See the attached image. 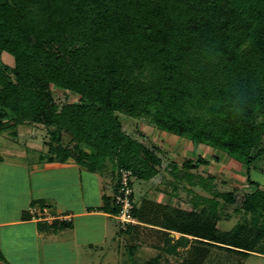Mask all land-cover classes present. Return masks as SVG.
Instances as JSON below:
<instances>
[{"label":"trees","instance_id":"16d2710c","mask_svg":"<svg viewBox=\"0 0 264 264\" xmlns=\"http://www.w3.org/2000/svg\"><path fill=\"white\" fill-rule=\"evenodd\" d=\"M53 90L76 100L58 103ZM119 115L244 166L254 191L236 205L237 189L201 177L209 161L196 156L165 169L170 196L189 194L190 211L137 198L135 182L162 171L164 152L123 132ZM22 126L45 129L41 163L72 161L110 180L107 214H118L113 196L129 173L137 224L120 235L135 241L145 226L165 237L170 256L191 246L186 264H213V249L223 263L264 257V190L250 175L264 161V0H0V135L14 141ZM228 208L240 218L226 231L218 224ZM44 211L31 202L22 219L40 221L42 232L70 227L41 223Z\"/></svg>","mask_w":264,"mask_h":264},{"label":"rangeland","instance_id":"374dc122","mask_svg":"<svg viewBox=\"0 0 264 264\" xmlns=\"http://www.w3.org/2000/svg\"><path fill=\"white\" fill-rule=\"evenodd\" d=\"M1 60L4 64L13 65V58L7 54H3ZM53 93L58 103L76 100L71 96L66 98L59 90H53ZM119 117L123 123V132L133 139L143 142L147 147H151V141L153 140L156 146L164 152L160 154L162 157V171L149 182L143 184L135 182L134 189L137 198L146 194L149 200H153L155 203L165 205L170 200L180 210L190 211L192 206L188 203L191 199L189 194L179 191L177 197L170 196L171 193L173 194L172 186L169 183L172 180L165 169H167L169 163H176L180 167L185 160L193 159L196 156L209 161V165L201 166L197 170L201 177L213 176L216 179L215 185L219 191L237 189L236 205H240L244 194H250L254 191L253 187L246 184L245 167L222 157L219 152L205 146L194 147L177 137L157 133L146 119L136 122L120 115ZM6 136L4 133L0 135V223L8 220L5 216L6 209L13 211L17 208V204L20 206L26 202V188L29 187L23 186L26 180L23 179L25 174L21 171V167L23 169H26V167L20 164L22 160L19 159L25 158L27 164H41L39 158L45 157L46 148L43 143L47 140L46 131L40 126L37 128L31 126L19 127L18 138L14 141ZM85 150L88 151V149ZM108 167L110 168V165ZM250 175L254 181L258 182L259 188L264 190V161L258 162L257 167L252 169ZM81 176L87 181L93 178L85 169H82ZM104 182L106 181L104 180ZM104 185L101 182L99 187L93 189L95 193L93 192L87 202L95 205L96 198L99 197V193H102L101 189ZM38 192H34L35 197H47L53 194L52 190L42 189L40 194ZM195 192L203 195L200 188L195 189ZM56 194L58 196L60 193ZM104 194L111 196L110 189L105 187L102 195ZM66 199L62 200L63 202L56 203V209L63 210V206L70 205L71 201ZM62 204L64 205L62 206ZM24 206L22 210H25L27 205ZM75 206L77 207V205ZM23 211L22 213H24ZM225 212L230 218L223 215L218 228L227 231L234 227L233 224L239 220L240 215L233 214L232 208H228ZM14 215H11L12 220ZM107 224L110 232L104 241L96 243L92 248L80 247L75 250V255L61 244H54L45 248L46 241L39 236L34 237L32 231L29 230L30 227L26 226L27 229L23 230L22 227L18 226L4 228L0 226V264H152L154 260L157 261V264H186L185 258H189V254L186 253H188L187 251L190 250L191 246L185 250L179 249L180 254L178 256H170L163 251L165 237L152 230L150 231L145 226H140L139 234L134 241L128 236L120 235L118 221L114 217L108 218ZM170 235L172 243L179 237L176 233ZM94 237L98 238L99 235H94ZM55 241H59V239ZM210 251L213 264H219L220 262L222 264H264L263 256H250L242 259L243 261L240 258L230 257V261L228 259L223 263L224 255L222 251L214 249ZM204 264L211 263L204 262Z\"/></svg>","mask_w":264,"mask_h":264},{"label":"crops","instance_id":"0c3cea01","mask_svg":"<svg viewBox=\"0 0 264 264\" xmlns=\"http://www.w3.org/2000/svg\"><path fill=\"white\" fill-rule=\"evenodd\" d=\"M9 157L11 156L9 155ZM19 160H22L20 164L26 167V169L21 167V171L25 174L23 179L26 180L23 186L29 187L26 188V202L20 206L17 204V208L13 211L6 209L5 216L8 220L1 222V227L18 226L22 227L23 230L27 229L26 226L30 227L29 230L32 231L34 237L39 236L46 241L45 248L54 244H61L69 252L73 253V255L76 254L75 250L80 247L92 248L96 243L104 241L108 237L110 231L107 219L113 218L114 216L101 211L100 207L104 204V196L112 197L113 195V187L110 180L106 177L103 178L99 173H90L87 171L93 177L87 181V179L81 176L82 169L72 161L63 164L46 162L41 164H27L25 158H20ZM94 179L96 181H93ZM92 181L95 183L93 184ZM101 182L103 185L105 184L101 189L102 193L106 187V189H110L111 196L99 193V197L97 196L96 198L98 201L96 200L95 205L87 202L93 192L95 193L93 189H96L97 186L99 187ZM42 189L47 191L52 190L53 194L47 197H35L34 192L39 191L38 193L40 194ZM58 192L60 194L56 196ZM65 198H67V201H71V204H65L66 206L62 204L63 210L56 209V203L63 202L62 200ZM31 202H42L47 207L46 213L40 215L44 218L41 223L50 225L53 222H58L63 219L70 227L59 228L57 225L56 230H53L54 227H51L42 232L38 226L40 221L33 218L28 220L22 219V211L24 210L22 208L25 207L24 205H27L23 211L25 212L30 207ZM12 214H15L13 220L11 219ZM94 235H99V237L95 238ZM57 239L59 241H55Z\"/></svg>","mask_w":264,"mask_h":264},{"label":"built area","instance_id":"2783aa9c","mask_svg":"<svg viewBox=\"0 0 264 264\" xmlns=\"http://www.w3.org/2000/svg\"><path fill=\"white\" fill-rule=\"evenodd\" d=\"M129 173L125 171L120 172V188L113 196L114 203L119 206V212L115 217L118 221L120 230H125L128 225H135L137 222L132 217L133 204L130 199L132 191L128 187ZM32 216L35 215L34 210L29 211ZM46 213V211H44Z\"/></svg>","mask_w":264,"mask_h":264}]
</instances>
